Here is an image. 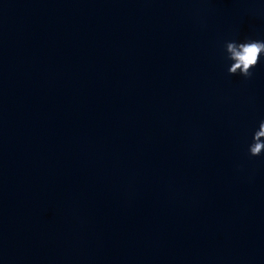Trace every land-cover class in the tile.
<instances>
[{"label": "clouds", "instance_id": "obj_1", "mask_svg": "<svg viewBox=\"0 0 264 264\" xmlns=\"http://www.w3.org/2000/svg\"><path fill=\"white\" fill-rule=\"evenodd\" d=\"M224 52L225 59L231 61L228 67L229 75H240L245 79H251L254 75L253 69L260 63L261 56L264 55V40L225 41ZM248 152L253 157L264 153V119L259 122L258 129L253 133Z\"/></svg>", "mask_w": 264, "mask_h": 264}]
</instances>
